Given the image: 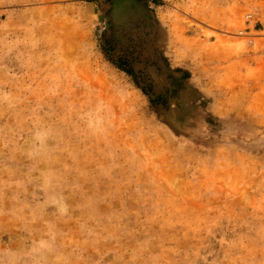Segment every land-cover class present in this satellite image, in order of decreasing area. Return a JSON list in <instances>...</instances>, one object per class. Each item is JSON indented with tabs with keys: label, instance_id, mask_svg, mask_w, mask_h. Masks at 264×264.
I'll return each mask as SVG.
<instances>
[{
	"label": "rangeland",
	"instance_id": "1",
	"mask_svg": "<svg viewBox=\"0 0 264 264\" xmlns=\"http://www.w3.org/2000/svg\"><path fill=\"white\" fill-rule=\"evenodd\" d=\"M240 2L208 46L144 0H0V264H264V0Z\"/></svg>",
	"mask_w": 264,
	"mask_h": 264
},
{
	"label": "crops",
	"instance_id": "2",
	"mask_svg": "<svg viewBox=\"0 0 264 264\" xmlns=\"http://www.w3.org/2000/svg\"><path fill=\"white\" fill-rule=\"evenodd\" d=\"M144 2L147 8L152 10L151 12L157 23L155 30L159 34L163 30L166 33H171L174 31L175 27H183L187 33L191 34L188 38L197 37V43L199 45L205 43L208 46L216 44V38H214V36L206 38L203 34V30L199 26L212 32H215L219 27L229 30V22L233 21L238 13V11L231 12L230 9L235 6L238 8L243 6L240 0H144ZM177 12L180 18H186L194 22L197 26H188L184 23H178ZM143 27V33L150 32L146 26ZM247 34H250V32H247ZM159 43H161V40H159ZM198 44L190 48H196L199 46ZM165 48L169 50L171 48L185 49L187 47L181 46L173 40L169 45H166L164 49ZM191 53L192 52H190L189 55H192ZM167 55L171 56V69L175 68L185 71L189 69L187 64L190 58L188 60V58L178 57L176 53Z\"/></svg>",
	"mask_w": 264,
	"mask_h": 264
},
{
	"label": "built area",
	"instance_id": "3",
	"mask_svg": "<svg viewBox=\"0 0 264 264\" xmlns=\"http://www.w3.org/2000/svg\"><path fill=\"white\" fill-rule=\"evenodd\" d=\"M252 19H253V15L252 14H246V16H245V21L246 22H250V21H252Z\"/></svg>",
	"mask_w": 264,
	"mask_h": 264
}]
</instances>
